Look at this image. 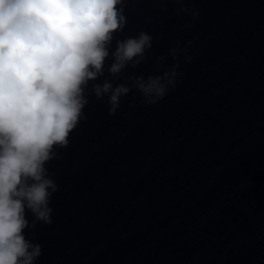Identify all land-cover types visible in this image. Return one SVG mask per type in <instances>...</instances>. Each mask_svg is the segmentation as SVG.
<instances>
[{"label":"clouds","instance_id":"1","mask_svg":"<svg viewBox=\"0 0 264 264\" xmlns=\"http://www.w3.org/2000/svg\"><path fill=\"white\" fill-rule=\"evenodd\" d=\"M174 2L181 5L178 13L199 18V10L183 7L185 0ZM125 3L0 0V264H34L41 255V245L26 239L24 230L37 221L52 223L49 203L58 186L45 165L59 159L55 149L68 147L70 134L87 119L89 83L104 74L110 56L108 73L118 79L152 48L153 36L141 31L116 40L110 52L115 34L126 26ZM180 53L185 63L192 62L177 40L168 56L177 59ZM156 59L161 74L128 76L115 86L109 80L92 84L96 99L108 97L110 116L132 89L142 95L141 103L156 105L177 86L178 60L167 67L166 56ZM26 209L35 218L31 225Z\"/></svg>","mask_w":264,"mask_h":264}]
</instances>
